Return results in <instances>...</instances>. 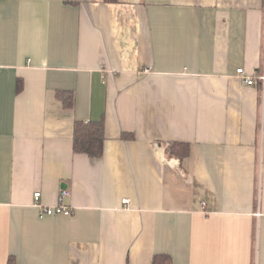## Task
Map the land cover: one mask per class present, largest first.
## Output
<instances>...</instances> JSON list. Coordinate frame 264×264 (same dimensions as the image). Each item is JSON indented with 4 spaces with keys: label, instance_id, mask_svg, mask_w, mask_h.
<instances>
[{
    "label": "crops",
    "instance_id": "crops-1",
    "mask_svg": "<svg viewBox=\"0 0 264 264\" xmlns=\"http://www.w3.org/2000/svg\"><path fill=\"white\" fill-rule=\"evenodd\" d=\"M241 67L264 71V0H0V264H264V84ZM77 120L104 121L101 157ZM62 189L71 214L41 216Z\"/></svg>",
    "mask_w": 264,
    "mask_h": 264
},
{
    "label": "trees",
    "instance_id": "trees-1",
    "mask_svg": "<svg viewBox=\"0 0 264 264\" xmlns=\"http://www.w3.org/2000/svg\"><path fill=\"white\" fill-rule=\"evenodd\" d=\"M116 2L118 0H106ZM22 83L18 82L17 89L21 90ZM60 99L66 106L74 105V94L72 92H59ZM105 124L100 121L77 120L74 128V150L77 153H85L92 158H99L104 152ZM190 150V145L186 142L174 141L168 144V151L176 156H186ZM13 260L10 258L9 264ZM152 264H173L170 254L161 253L153 257Z\"/></svg>",
    "mask_w": 264,
    "mask_h": 264
},
{
    "label": "built area",
    "instance_id": "built-area-1",
    "mask_svg": "<svg viewBox=\"0 0 264 264\" xmlns=\"http://www.w3.org/2000/svg\"><path fill=\"white\" fill-rule=\"evenodd\" d=\"M237 76L238 78L247 85H256L258 83L264 84V71L261 74L257 75H249L246 73L245 69L243 67L237 69ZM69 194V191L67 189H64L61 191L58 203L55 205H43L40 204L38 201L41 196V192L35 193V200L37 203V206L40 208L41 216L44 215H56V214H64V215H70L71 214V208L68 206V204L65 203V198ZM128 199L124 198L122 200L123 203H128Z\"/></svg>",
    "mask_w": 264,
    "mask_h": 264
},
{
    "label": "rangeland",
    "instance_id": "rangeland-1",
    "mask_svg": "<svg viewBox=\"0 0 264 264\" xmlns=\"http://www.w3.org/2000/svg\"><path fill=\"white\" fill-rule=\"evenodd\" d=\"M62 190H64V189H62Z\"/></svg>",
    "mask_w": 264,
    "mask_h": 264
}]
</instances>
